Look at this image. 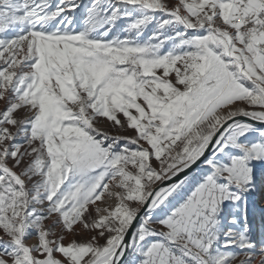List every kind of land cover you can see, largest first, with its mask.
Listing matches in <instances>:
<instances>
[{"label":"snow or ice","instance_id":"obj_1","mask_svg":"<svg viewBox=\"0 0 264 264\" xmlns=\"http://www.w3.org/2000/svg\"><path fill=\"white\" fill-rule=\"evenodd\" d=\"M262 204L264 0H0V264H264Z\"/></svg>","mask_w":264,"mask_h":264},{"label":"rangeland","instance_id":"obj_2","mask_svg":"<svg viewBox=\"0 0 264 264\" xmlns=\"http://www.w3.org/2000/svg\"><path fill=\"white\" fill-rule=\"evenodd\" d=\"M127 134L131 135L132 133L129 132ZM261 207H264V204H262ZM248 219H249V229L250 230L254 228L258 234L264 233V227H261L260 213L258 211H255L254 209H250V214H249Z\"/></svg>","mask_w":264,"mask_h":264}]
</instances>
